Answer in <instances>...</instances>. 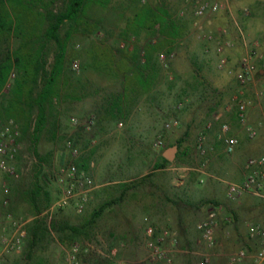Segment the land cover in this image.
I'll list each match as a JSON object with an SVG mask.
<instances>
[{
	"label": "rangeland",
	"instance_id": "1",
	"mask_svg": "<svg viewBox=\"0 0 264 264\" xmlns=\"http://www.w3.org/2000/svg\"><path fill=\"white\" fill-rule=\"evenodd\" d=\"M140 1L164 9L186 27L174 46V56L170 58L166 52L158 55L159 79L132 105L130 114L116 120L107 118L105 108L122 92V80L93 68V45L132 48L157 38L143 31L137 39L122 40L121 34L139 1L112 0L106 8L92 6L86 11V21L99 28L89 34L80 30L69 43L65 70L68 86L40 135L38 154L33 136L27 135L20 142L14 164L18 177L0 170V250L2 237L15 231L13 222L25 224L27 229L35 218L28 194L36 180L54 201L61 191L58 170L71 161H87L89 170L84 172L97 188L83 213L74 207L43 213L49 224L52 220L69 223L80 227L81 234L52 231L32 252L25 238L20 252L4 254L3 264H63L74 246L80 247L77 264H148L145 217L159 227L176 231L179 250L185 247V240L196 245L192 248L196 253L189 260L186 254L183 260L176 258L180 264H201L206 258L209 264H229V258L241 249L249 250L251 255L256 252L249 234L253 225L264 222V200L252 195L229 200L227 186L244 179L243 169L250 158L264 155V109L256 96L264 87V69L259 66L246 92L253 101L255 119H250L251 123L263 124L258 136L250 139L232 114L233 98L240 86L218 64L226 57L228 67L237 69L247 51L246 44L259 41L260 47L264 45V0H229L228 8L202 18L195 16L197 0ZM204 35H213L214 40H204ZM226 41L231 46L224 47L220 54L219 42L224 45ZM53 61L52 52L49 66ZM218 113L240 145L234 154H225L217 139L220 125L216 124L207 135L208 154L204 158L196 152L195 145L206 123ZM90 120L94 123L89 125ZM160 136L164 143L161 148L156 145ZM180 140L184 142L176 157L165 168L154 171L155 164L162 162L164 150ZM69 143L79 150L77 157H73ZM211 147L215 148L210 150ZM124 183L135 185L122 202L108 208L95 225L84 229L102 204L120 197ZM214 207L219 210V226L215 246L208 247L197 226Z\"/></svg>",
	"mask_w": 264,
	"mask_h": 264
},
{
	"label": "trees",
	"instance_id": "2",
	"mask_svg": "<svg viewBox=\"0 0 264 264\" xmlns=\"http://www.w3.org/2000/svg\"><path fill=\"white\" fill-rule=\"evenodd\" d=\"M136 7L132 18L123 30L122 40L129 42L139 38L143 31L156 37L143 46H125L114 49L106 43L94 44L93 68L108 76L122 80V92L108 102L105 116L111 119L124 118L142 94L149 93L160 76L158 55L173 53L174 46L184 36L185 28L164 9L153 4ZM112 0H0V120H14L20 128L19 143L27 135L35 140V153L41 133L54 115L66 80L69 61L68 47L72 37L80 30L94 33L99 27L87 22L85 13L92 6L106 8ZM59 5V6H58ZM66 31H64V29ZM53 52V63L49 59ZM264 69V67L262 66ZM55 125V124H54ZM182 140L174 146L182 149ZM154 171L166 167L169 161L161 158ZM63 163V160H62ZM80 171H88L87 161L76 163ZM150 175L143 177L147 180ZM140 181V182H142ZM134 183H124L119 198L102 204L84 225V229L97 223L105 211L122 202ZM34 219L27 225L30 251H34L52 231L73 235L81 234V228L69 223L52 220L49 224L43 213L53 200L45 186L36 180L28 194ZM65 243L64 237L61 238Z\"/></svg>",
	"mask_w": 264,
	"mask_h": 264
},
{
	"label": "built area",
	"instance_id": "3",
	"mask_svg": "<svg viewBox=\"0 0 264 264\" xmlns=\"http://www.w3.org/2000/svg\"><path fill=\"white\" fill-rule=\"evenodd\" d=\"M229 0H197L195 6V16L202 18L206 15L217 14L228 8ZM249 12L245 9V14ZM226 34V30L222 31ZM204 40L213 41V35H204ZM218 48L220 54L224 53V47H230L231 42L226 41L224 45ZM125 47V45H122ZM247 51L242 57L239 67L231 69L228 67V58L224 57L218 64L219 69H226L230 75L236 78L240 88L237 95L233 98V111L235 112L237 121L244 127L248 137L255 139L258 136L263 124L253 125L250 121V110L253 107V101L246 97L248 86L253 81L259 66L264 67V52L260 51L259 41L247 45ZM174 54L170 55L172 58ZM162 60L166 57L162 56ZM75 68L78 65L75 64ZM257 100L264 109V87L258 90ZM228 110H231L229 107ZM77 123V119H73ZM90 120L88 124H93ZM216 124L220 125V133L217 136L218 142L223 145L224 153L232 155L236 152L240 145V141L236 136L231 134L229 124L223 122V115L218 113L206 123L204 130L199 134L195 150L202 156L206 157L208 149L206 141L208 133ZM123 124L121 123V126ZM170 128V124L166 126ZM21 131L19 125L14 121L0 120V170L11 177H18L17 170L14 166L19 151V139ZM156 145L161 148L164 143L162 136L158 138ZM73 157H77L79 150L72 143L68 144ZM215 147H211L213 150ZM244 179L239 183L230 182L227 186V198L235 201L244 195H252L258 199L264 200V155L250 158L243 169ZM57 180L61 186V191L57 199L53 201L48 213L57 210L74 207L78 213H83L90 199L91 194L96 190L93 179L84 171H80L76 162L71 161L68 165L62 166L57 173ZM7 205V201L4 202ZM217 208H212L207 217L203 219L197 226L202 240L208 247L216 244V230L219 226V213ZM144 237L146 246L149 250L148 264H174V253L179 250L180 239L176 231L169 228H163L153 223L150 218H144ZM15 231L9 237H2L3 247L0 250V264H3L4 254L8 252H20L22 245L27 236L25 224L13 222ZM250 239L256 247V252L251 255L249 250L241 249L229 258V264H264V222L252 226L250 231ZM80 253V247L74 246L69 258L63 264H77V255ZM208 258L204 259L201 264H209ZM121 264H128L122 262Z\"/></svg>",
	"mask_w": 264,
	"mask_h": 264
},
{
	"label": "crops",
	"instance_id": "4",
	"mask_svg": "<svg viewBox=\"0 0 264 264\" xmlns=\"http://www.w3.org/2000/svg\"><path fill=\"white\" fill-rule=\"evenodd\" d=\"M233 39V38H232ZM260 50H264V45L263 46H261L260 47ZM242 51H246L245 49L243 50V48H242ZM232 114L234 115V117H235V119H236V115H235V112H232ZM249 116H250V119L251 120H253L254 121V110H250V114H249ZM173 147H169V148H167V149H165L164 150V152H163V157H165L168 161H172V160H169L166 156H167V154H168V152L169 151H171V149H172ZM177 154V153H176ZM175 157H176V155H175ZM246 196H251V195H249V194H247ZM251 198V197H250ZM248 199V198H247ZM245 201L247 202L248 200H246L245 199ZM198 243H199V241H198ZM184 245H185V247H182V249L181 250H178L177 252H175L174 253V264H180V263H178L177 261H176V258H178V260L180 261V260H183L182 258H183V254H186V259H190L191 257L190 256H192V254H195L196 252L195 251H192V248L194 247V246H196V245H194V244H192L190 241H184ZM200 247V246H199ZM200 252V251H199ZM184 263V262H183Z\"/></svg>",
	"mask_w": 264,
	"mask_h": 264
},
{
	"label": "water",
	"instance_id": "5",
	"mask_svg": "<svg viewBox=\"0 0 264 264\" xmlns=\"http://www.w3.org/2000/svg\"><path fill=\"white\" fill-rule=\"evenodd\" d=\"M177 151H178V147H177V146H174V147L171 149V151L168 152V154H167L166 157H167L169 160L174 159V158H175V155H176V153H177Z\"/></svg>",
	"mask_w": 264,
	"mask_h": 264
}]
</instances>
